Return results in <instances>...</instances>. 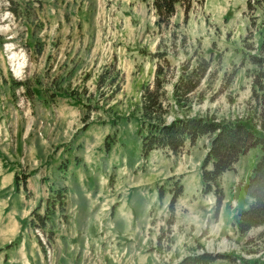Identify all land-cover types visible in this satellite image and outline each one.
Segmentation results:
<instances>
[{
  "label": "rangeland",
  "instance_id": "374dc122",
  "mask_svg": "<svg viewBox=\"0 0 264 264\" xmlns=\"http://www.w3.org/2000/svg\"><path fill=\"white\" fill-rule=\"evenodd\" d=\"M263 111L264 0H178L158 23L153 0H0V264H264V227L238 224L259 146L208 192L215 133L142 150L156 116L264 136Z\"/></svg>",
  "mask_w": 264,
  "mask_h": 264
},
{
  "label": "trees",
  "instance_id": "16d2710c",
  "mask_svg": "<svg viewBox=\"0 0 264 264\" xmlns=\"http://www.w3.org/2000/svg\"><path fill=\"white\" fill-rule=\"evenodd\" d=\"M178 0H153V8L158 22H165L174 12ZM158 88H156V93ZM158 96L154 91L142 94V116L147 118L150 112L156 113L160 109ZM157 124L142 137V150L144 154L154 149H167L176 153L186 140L193 142L199 136L215 133L211 138L206 158L201 167V180L203 191L208 192L210 183L224 171L228 170L237 160L238 156L245 154L250 148L259 146L261 155L255 163L247 184L244 186L245 194L250 198L248 207L239 213L238 224L243 230L255 226L264 227V136L253 133L247 125L241 122L219 123L203 117L176 118L165 123L160 117H155ZM264 126V111L262 113ZM210 161L211 166L207 167ZM181 192V185L177 189ZM175 194V196H176ZM63 197L62 194H59ZM174 201V199H173ZM172 201V205H173ZM33 212L30 214V216ZM29 216V218H30ZM210 255H196L185 258L180 264H207Z\"/></svg>",
  "mask_w": 264,
  "mask_h": 264
}]
</instances>
